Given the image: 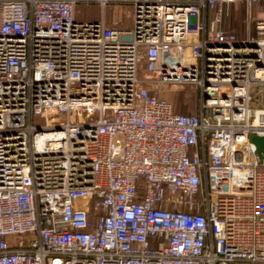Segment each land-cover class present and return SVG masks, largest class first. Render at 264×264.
<instances>
[{
  "label": "built area",
  "instance_id": "2783aa9c",
  "mask_svg": "<svg viewBox=\"0 0 264 264\" xmlns=\"http://www.w3.org/2000/svg\"><path fill=\"white\" fill-rule=\"evenodd\" d=\"M262 4L0 0V264H264Z\"/></svg>",
  "mask_w": 264,
  "mask_h": 264
},
{
  "label": "rangeland",
  "instance_id": "374dc122",
  "mask_svg": "<svg viewBox=\"0 0 264 264\" xmlns=\"http://www.w3.org/2000/svg\"><path fill=\"white\" fill-rule=\"evenodd\" d=\"M100 8L96 5H82L77 8L78 22H96L100 18ZM230 18L226 21V28L234 27L237 32L246 30L244 22L245 12L241 7H232ZM254 17L264 16V4L259 11L252 10ZM106 21L118 22L119 27H129L131 9L116 6L106 11ZM241 29V30H240ZM160 97L168 101L174 111L181 115H195L198 111L199 93L194 86H168L161 89Z\"/></svg>",
  "mask_w": 264,
  "mask_h": 264
},
{
  "label": "crops",
  "instance_id": "0c3cea01",
  "mask_svg": "<svg viewBox=\"0 0 264 264\" xmlns=\"http://www.w3.org/2000/svg\"><path fill=\"white\" fill-rule=\"evenodd\" d=\"M262 6H263V4H262L260 7H258V8L255 7V8H254L255 12L258 11V10L260 11V10L262 9ZM233 7H235V6H233ZM239 7L243 8V9H244V12H245V6H244V5H241V6H239ZM231 8H232V7H231ZM231 8H230V14H231ZM230 14H229L228 17H226V18L224 19V23H223V26H222V27H223V29L226 30V31H230V32L235 33L239 38L242 39V38L244 37V35H245V31L237 32L233 27H231L230 29H227V28H226V21L230 18V16H231ZM245 16H246V15H245ZM244 22H245V19H244ZM108 23L111 24L112 22L108 20ZM245 25H246V23H245ZM240 30H241V29H240Z\"/></svg>",
  "mask_w": 264,
  "mask_h": 264
},
{
  "label": "water",
  "instance_id": "95a60500",
  "mask_svg": "<svg viewBox=\"0 0 264 264\" xmlns=\"http://www.w3.org/2000/svg\"><path fill=\"white\" fill-rule=\"evenodd\" d=\"M251 142L255 145L259 158L262 159L264 156V137H252Z\"/></svg>",
  "mask_w": 264,
  "mask_h": 264
},
{
  "label": "trees",
  "instance_id": "16d2710c",
  "mask_svg": "<svg viewBox=\"0 0 264 264\" xmlns=\"http://www.w3.org/2000/svg\"><path fill=\"white\" fill-rule=\"evenodd\" d=\"M234 28V27H233ZM235 29V28H234Z\"/></svg>",
  "mask_w": 264,
  "mask_h": 264
}]
</instances>
